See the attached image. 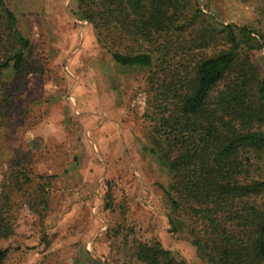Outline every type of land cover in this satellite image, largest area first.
Returning <instances> with one entry per match:
<instances>
[{"label": "rangeland", "instance_id": "rangeland-1", "mask_svg": "<svg viewBox=\"0 0 264 264\" xmlns=\"http://www.w3.org/2000/svg\"><path fill=\"white\" fill-rule=\"evenodd\" d=\"M5 2L30 44L22 73L8 69L0 84V100L5 101L0 201L12 170L23 164L46 177L47 192L41 196L49 204L40 214L25 202L23 189H10L17 224L1 242L9 249L3 264H134L130 254L136 236L158 239L189 264H202L181 233L168 232L171 204L162 187H168L170 174L145 148L151 141L143 117L149 70L114 63L93 26L72 13L74 0ZM185 3V13L197 7L200 13L183 39L199 40L202 32L217 31L222 24L264 33V0ZM259 41L262 47L252 50L251 57L264 76V39ZM227 45L220 39L195 55L215 54ZM29 185L25 183L27 191ZM105 195L112 208H104ZM93 216L103 226L97 246L91 247L98 255L91 256L81 238Z\"/></svg>", "mask_w": 264, "mask_h": 264}, {"label": "trees", "instance_id": "trees-1", "mask_svg": "<svg viewBox=\"0 0 264 264\" xmlns=\"http://www.w3.org/2000/svg\"><path fill=\"white\" fill-rule=\"evenodd\" d=\"M74 2L72 13L93 26L114 63L150 72L143 117L151 141L145 148L170 174L162 187L171 204L168 232L181 233L202 264H264V76L251 57L264 33L222 24L199 40L183 39L200 13L198 7L185 13V0ZM220 39L230 46L195 55ZM29 44L0 0V84L6 70L22 73ZM9 179L0 201V264L9 251L1 242L17 224L10 189H23L25 202L40 214L49 204L41 196L47 192L44 175L22 164ZM104 208H112L106 195ZM131 245L134 264H189L158 239L136 236Z\"/></svg>", "mask_w": 264, "mask_h": 264}, {"label": "crops", "instance_id": "crops-1", "mask_svg": "<svg viewBox=\"0 0 264 264\" xmlns=\"http://www.w3.org/2000/svg\"><path fill=\"white\" fill-rule=\"evenodd\" d=\"M93 217L95 218L92 219L90 223L88 224V227H89L88 231L84 233V235L86 236L81 238L83 240L85 239V242L83 244L86 245L85 249L90 252L91 256H94V253H95L91 251L92 250L91 247L97 246L98 243H97L96 237L99 235V231L102 230V226H103L102 224L99 226V221L102 222V219L97 218L96 216H93ZM95 255H98V254L95 253Z\"/></svg>", "mask_w": 264, "mask_h": 264}]
</instances>
